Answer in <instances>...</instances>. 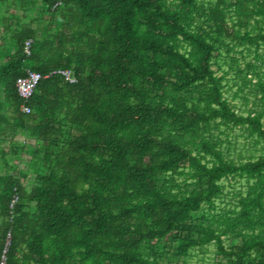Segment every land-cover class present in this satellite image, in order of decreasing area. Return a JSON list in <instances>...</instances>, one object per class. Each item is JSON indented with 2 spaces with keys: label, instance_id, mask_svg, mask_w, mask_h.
<instances>
[{
  "label": "trees",
  "instance_id": "obj_1",
  "mask_svg": "<svg viewBox=\"0 0 264 264\" xmlns=\"http://www.w3.org/2000/svg\"><path fill=\"white\" fill-rule=\"evenodd\" d=\"M0 36V263L264 264V153L221 136L264 141V0H0Z\"/></svg>",
  "mask_w": 264,
  "mask_h": 264
},
{
  "label": "rangeland",
  "instance_id": "obj_2",
  "mask_svg": "<svg viewBox=\"0 0 264 264\" xmlns=\"http://www.w3.org/2000/svg\"><path fill=\"white\" fill-rule=\"evenodd\" d=\"M1 36H0V42H2L1 40ZM263 54V58H264V51L261 52ZM263 60V61H262ZM256 64H259L261 66V71L264 70V59H260L258 61H256ZM217 74H221V71H218ZM228 84H229V91L226 92L227 98L231 99L230 95L231 93L236 90L237 85H235V83L232 81V76L230 77V79L228 80ZM243 101L240 99H235L232 100V103L236 104V106H238L239 108H241V110H246L251 106V102H247V104L244 106V103H242ZM246 112V111H245ZM222 130V128H221ZM226 134H222V138H227L230 143V149H231V155L233 158H236L238 156H242L245 157L249 154H254L255 156L259 155L260 153H264V141H261L256 147L252 146V140L250 138H246V133L244 131L243 128H239V127H235L232 128L231 130L226 131ZM18 140L24 141L26 138L24 135L20 134L19 137H17ZM9 162H15L16 164L19 165V167L22 168H26L25 162L26 160H29V156H26L25 154L21 155V160H17L16 158L13 160L11 157H7ZM29 180V179H27ZM233 188H231L230 190H232ZM200 256V253L196 252L194 253V255L188 259V263L189 264H197V260L198 257ZM205 257L207 259H205L203 261L202 264H205L206 261H212L215 259V254L213 253L212 247H209V251L208 254L205 255Z\"/></svg>",
  "mask_w": 264,
  "mask_h": 264
},
{
  "label": "built area",
  "instance_id": "obj_3",
  "mask_svg": "<svg viewBox=\"0 0 264 264\" xmlns=\"http://www.w3.org/2000/svg\"><path fill=\"white\" fill-rule=\"evenodd\" d=\"M29 44L30 40H27L25 43V52L29 53ZM61 74L65 75L66 78H68V73L66 71H59ZM40 73L35 71H30L28 75L24 78H20L17 81L18 90L21 96L27 98L31 95L34 87L38 83V81L42 78ZM24 112H29V107H23ZM4 263V256L0 264Z\"/></svg>",
  "mask_w": 264,
  "mask_h": 264
},
{
  "label": "clouds",
  "instance_id": "obj_4",
  "mask_svg": "<svg viewBox=\"0 0 264 264\" xmlns=\"http://www.w3.org/2000/svg\"><path fill=\"white\" fill-rule=\"evenodd\" d=\"M26 43V42H25ZM59 70H57V71H55V72H58ZM67 72V71H66ZM67 79H69L70 81H73V78L72 77H70L69 76V74H68V78ZM30 112V111H29ZM28 113V112H27Z\"/></svg>",
  "mask_w": 264,
  "mask_h": 264
}]
</instances>
